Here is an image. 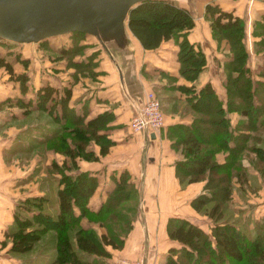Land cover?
Returning a JSON list of instances; mask_svg holds the SVG:
<instances>
[{"label":"crops","instance_id":"obj_1","mask_svg":"<svg viewBox=\"0 0 264 264\" xmlns=\"http://www.w3.org/2000/svg\"><path fill=\"white\" fill-rule=\"evenodd\" d=\"M172 1L191 13L193 25L185 36L204 55V63L193 79L179 73L177 45L171 38L161 40L153 48H143L130 32L125 12L137 0H70L76 4L77 11L67 13L68 29L54 34H69V28H76L87 39H93L91 50L96 52L93 76L87 81L85 76L76 81L70 75L67 81V73L60 71L65 61L59 58L50 62L42 56L34 60L37 67L28 73L26 88L20 91L18 81L9 78L0 66V264H22L19 255L9 250L10 235L6 230L13 223L15 210L22 208L20 204L26 199L33 196L55 199L60 172L72 174L82 170L95 177V186L86 201L90 211L99 207L120 172L126 173L133 183L135 215L121 247H106L110 252L107 261L111 256H118L138 259L141 264H164L167 248L179 245L177 240L167 237L165 222L169 216L185 218L208 232L209 218L189 203L201 191L204 180L179 184L173 166L181 154L169 145L170 140L165 136L167 125L188 123L191 119V111L184 108L187 93L177 88L181 84H192L197 89L208 82L220 105L229 106L225 116L231 134H247L244 141L247 147L238 153L244 179L239 183L232 176L227 201L230 220L236 228L241 225L251 228L254 219L264 217V162H261L264 159V21L261 18L264 0ZM205 2H215L243 20L244 69L239 73L241 78L235 69L229 71L227 78L234 80L235 86L242 79L247 81L245 96L249 113L241 109L242 93L238 89L229 92L225 87V68L231 52L226 39L216 41L211 36L208 22L202 16ZM35 43L34 47L39 46ZM49 69L54 72L47 73ZM43 84L52 86L58 96L67 88L66 106L74 114H83L84 121L103 115L97 132L112 141L103 154L98 153V144L89 140L85 150L93 152L96 158L75 155L69 166L66 153L50 149L47 145L49 122L53 121L47 109L36 107L34 91L30 90ZM148 90L159 97L162 111L161 124L152 131V136L150 131L145 134L130 131L128 127V119L137 111ZM26 101L30 103H23ZM54 109L59 110L57 103ZM35 113L42 115L39 121L33 119ZM231 144L237 147V143L229 140L228 145ZM259 150H263L262 154ZM227 151H216V161L222 162ZM33 211L26 209L29 214ZM73 211L76 213L77 209L73 207ZM79 224L91 228L93 221L81 216ZM102 232L104 229L99 227L93 233Z\"/></svg>","mask_w":264,"mask_h":264},{"label":"trees","instance_id":"obj_2","mask_svg":"<svg viewBox=\"0 0 264 264\" xmlns=\"http://www.w3.org/2000/svg\"><path fill=\"white\" fill-rule=\"evenodd\" d=\"M202 16L208 22L211 36L216 41L224 38L228 43L231 58L225 68L226 78L233 69L241 78L239 73H242L245 61L242 18L215 2L203 4ZM125 17L128 29L143 48H153L161 40L171 38L177 45L179 73L186 79L195 77L204 63V55L186 39L185 33L193 25L192 15L186 7L172 0H138L126 9ZM261 18L264 21V14ZM69 31L78 35L83 32L79 29ZM61 51L62 55L68 53ZM0 66L9 78L18 81L19 90L24 91L25 74L13 73L10 64L2 57ZM233 82L227 78L225 87L229 92L238 89L242 93L241 109L249 113L245 96L247 81L242 79L236 86ZM177 88L187 93L184 108L191 111V119L188 123H171L165 128L169 145L181 154L174 162V175L180 185L204 180L201 191L190 198L189 203L209 218L210 225L206 232L185 218L169 216L165 222L167 237L177 240L179 245L167 248L164 264H264V217L254 219L251 228L245 225L236 228L226 209L232 176L235 175L239 183L244 179L238 153L247 147L244 143L247 134H231L225 116L229 106L227 104L223 108L220 105L208 82L197 89L192 84H181ZM68 94L65 88L58 96L48 84L34 90L36 107L47 109L50 120L56 123V127L50 129L48 143L50 145L51 141L57 143V147L61 146L62 153L70 158V166L75 155L85 159L96 158L93 152L85 150L90 139L98 144L99 154H103L112 141L97 132L103 115L84 121L83 114H74L66 106ZM56 103L59 105L57 111L54 109ZM229 140L237 143V147L228 145ZM220 149L228 150L222 162L214 157ZM113 181L99 207L90 211L86 201L95 186V177L82 170L72 174L60 172L54 200L33 196L20 204L22 208L15 210L13 223L6 230L10 235L9 250L19 255L22 264H109L107 257L110 252L106 247H121L131 226L136 203L135 187L126 173L120 172ZM124 202H130L129 206H122ZM73 207L77 209L76 213ZM120 208L129 212V219L125 220L124 214L118 212ZM26 209H34L35 212L29 214ZM107 212L124 222L125 230L119 229L120 233H117L112 227L115 225L103 223L105 231L95 235L79 224L81 216H98Z\"/></svg>","mask_w":264,"mask_h":264},{"label":"rangeland","instance_id":"obj_3","mask_svg":"<svg viewBox=\"0 0 264 264\" xmlns=\"http://www.w3.org/2000/svg\"><path fill=\"white\" fill-rule=\"evenodd\" d=\"M68 33L69 34L63 32L57 35L54 34L43 37H40L37 33H32L26 36L27 38L20 40L0 37V57H2L10 64L11 69H13L12 70L13 73L15 72H17V74L23 73L25 74V77L29 75L28 73L34 70V68L36 69L37 65L33 64L35 59L44 56L46 57V59H48V61L55 62L57 59L62 58L65 61V66L63 68L60 67L61 68L60 71L67 73L65 74L67 75V81L69 80L68 75L71 76L70 77L71 79H76V81L79 79L81 80V77L85 76L87 77L86 79L87 81L88 79H90L89 78L90 76H93V55L96 53L95 51H93V49L91 50V48H93V43H92L93 39H87L89 37H85L83 32H81L80 35H78V33H76L75 31ZM35 42L39 43V46L35 45L36 50L34 49ZM50 44H53L52 47L50 46ZM61 50H64V52H68V53L62 55ZM53 68L57 70L58 66H54ZM3 70L5 69L3 68ZM53 72H54L53 69H49L47 71V73L49 74H52ZM65 83L66 81L64 80V84ZM30 90L34 91L33 88H31ZM152 92L155 94L154 91ZM156 97L159 98L157 95ZM159 103L161 107L160 99H159ZM34 116L35 117L33 119L37 121H39L42 117V115L38 113H35ZM45 118L47 119L46 116L44 117V119ZM129 120L130 118L128 119V127H129ZM49 123L51 128L56 127V124L54 122H49ZM57 130L62 131L61 129H57ZM129 130L138 131V130H131L130 128ZM66 136L68 140H71L68 135ZM90 141H92V139H90ZM52 144H54V146ZM47 145L50 147V149L51 146L56 147V149L52 148V150H57L58 152L62 153L61 151L62 148L61 146L57 147L58 145L57 143L50 141L51 146L49 145V143H47ZM129 203L124 202L121 203V205L126 207L129 206ZM226 209L228 210L229 207H226ZM118 212L120 214L121 213L124 214L125 220L129 219L128 218L129 212H127L123 208H120ZM134 215L132 216V219ZM84 216L88 220L93 221V225H91V228L89 226L87 227L90 230L93 229V232L99 227H102L105 231V227L102 226L103 223L110 224L111 226L112 224L115 225L112 227H114L115 232L117 233H120V230H125V223L122 222L121 220H118L116 216H111L109 212H107L106 214L103 213L99 214L98 216H94L92 214H86ZM116 224H118V226H116ZM70 228H72V226H70ZM117 258H121V257L111 256V258H109L110 261H108V263L112 264L113 261Z\"/></svg>","mask_w":264,"mask_h":264},{"label":"water","instance_id":"obj_4","mask_svg":"<svg viewBox=\"0 0 264 264\" xmlns=\"http://www.w3.org/2000/svg\"><path fill=\"white\" fill-rule=\"evenodd\" d=\"M73 11L77 6L70 0H0V37L20 40L32 33L43 37L63 31L69 25L67 13Z\"/></svg>","mask_w":264,"mask_h":264},{"label":"built area","instance_id":"obj_5","mask_svg":"<svg viewBox=\"0 0 264 264\" xmlns=\"http://www.w3.org/2000/svg\"><path fill=\"white\" fill-rule=\"evenodd\" d=\"M162 120V112L159 100L151 91H147L144 99L137 111L130 117L129 128L131 130L144 131L147 134L150 130H155ZM112 264H141L138 259L117 258Z\"/></svg>","mask_w":264,"mask_h":264},{"label":"bare ground","instance_id":"obj_6","mask_svg":"<svg viewBox=\"0 0 264 264\" xmlns=\"http://www.w3.org/2000/svg\"><path fill=\"white\" fill-rule=\"evenodd\" d=\"M159 100V99H158ZM160 104V103H159ZM161 108V107H160ZM162 112V111H161ZM150 131H152V130H150ZM154 131V130H153Z\"/></svg>","mask_w":264,"mask_h":264}]
</instances>
